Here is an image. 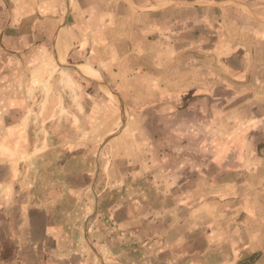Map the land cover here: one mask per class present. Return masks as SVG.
<instances>
[{"label": "crops", "instance_id": "0c3cea01", "mask_svg": "<svg viewBox=\"0 0 264 264\" xmlns=\"http://www.w3.org/2000/svg\"><path fill=\"white\" fill-rule=\"evenodd\" d=\"M229 3L0 0L2 48L33 56L39 76L19 122L59 104L57 68L73 71L60 94L67 105L74 96L110 108L116 90L136 111L125 109L124 128L107 142H124L121 179L98 177L101 164L68 173L59 156L54 178L36 163L35 178L18 167L0 177V264H264V5ZM152 140L179 158L141 168Z\"/></svg>", "mask_w": 264, "mask_h": 264}, {"label": "rangeland", "instance_id": "374dc122", "mask_svg": "<svg viewBox=\"0 0 264 264\" xmlns=\"http://www.w3.org/2000/svg\"><path fill=\"white\" fill-rule=\"evenodd\" d=\"M231 1L236 2V0H222V2H227L228 5H234L233 3H229ZM238 1L248 2L251 5H264V0ZM25 54V57H13V55H11L9 51L3 49L0 44V177L4 175L12 176L13 170L18 167L25 169V171L22 170V173L25 174L24 178H35L37 175L39 176L42 174H39L33 169L36 163L41 166L45 165L47 169L46 174L50 171L53 173L51 176L47 177L54 178L55 174L58 173L57 167H59V165L61 166L60 162H64L62 163V167L65 164L68 173L75 172V170L79 168H84L94 173L95 164L96 166H100L101 164V168L103 166L102 169L105 170V172L102 174L101 169V174L98 177L101 179L105 178L106 181L111 177L112 179H121L125 161L123 152L124 142L122 140H114L112 148L110 149L109 147H111V144H107V142L110 139L109 137L119 134L124 128L122 118L124 113H126L125 109L127 113H131L132 115H134L136 111L133 109L130 110V106H124L122 96L116 90L110 91V99L115 102V106H113L114 109L113 107H104V104L108 105L106 99L104 102L100 101L99 105H95L91 100H85L82 104H77L74 96L68 100L69 104L67 105L66 99H63V97L61 99L60 94L62 93L65 95L67 91L66 85H69V82H73L70 78V74L73 73V71L57 68L60 74L54 77L57 78L55 79L56 81L60 82L62 89L58 90L54 98L57 100L59 99V104L51 107L46 106V109L45 106L36 107L35 113L40 114L34 115L35 113H31L32 118L30 119L29 117L30 120L27 119V121L19 122L20 113L28 115V109L33 110V107L27 106V95L31 93L28 86L32 81H35V78L39 77L38 75H32L30 72L31 64H33L35 59L33 56L29 57L27 53ZM83 72L86 73L85 70H83ZM42 74L43 73H41L40 76ZM74 75H76V77H74L75 80L73 79L74 81H85V78H81L78 73L74 72ZM77 75L80 78H78ZM44 76L45 74L41 76L43 81L46 79L43 78ZM52 78L53 76L50 75L46 80L51 81ZM101 83V87L107 90V86L103 85L104 82L101 81ZM13 85L15 86L12 87ZM99 93L102 94L101 92ZM14 99H21V101H24V103L22 102L20 104L22 107L17 105ZM60 102L64 103L61 104ZM45 112L47 113L44 114ZM139 112L140 111H137V113ZM94 113L96 116H99L97 123L91 120V118L95 117ZM147 113H150V111ZM45 116L46 118L50 117L51 120H44ZM37 119L39 121H37ZM139 125L140 123L128 124L129 128L133 127V129L134 127L140 128ZM145 125L148 130L155 128V122H146L144 123V126ZM34 129L40 133V137H35L30 133ZM47 129L58 132L62 131L64 134L67 133V137H43ZM91 129L96 130L95 135H93L94 137L90 135L86 136V132L82 133L83 131ZM76 130L81 131V136H77L74 132ZM109 131L112 132L108 135ZM152 141L154 152L143 155L142 162L145 164L142 165L141 168L150 167L149 164L152 162L151 167L158 169V167L155 165L153 166V164L165 162L170 166L171 163L176 161L177 155H172V153L159 154L156 151L157 147L155 140ZM34 142L38 145V148L34 147ZM60 143L63 145L62 147L59 146ZM64 149H68V151L58 155L60 151H65ZM26 151H28V153ZM44 152H48L46 154L48 157L47 161L41 158L44 156L42 155ZM38 155L40 159L37 161L36 157ZM58 156L61 158L60 162H57ZM50 159H52L51 163L49 162ZM114 162H118L116 171H112ZM109 183H111V181ZM107 187L108 184L106 185V182H101V185L98 186L102 196L108 192ZM120 187L121 186H116L117 190L120 189ZM3 192H7L6 187L0 188V193L2 194ZM71 201L72 200L69 201L68 205ZM86 201V206L91 205V200L89 202L86 198ZM107 205L108 203L105 201L104 206Z\"/></svg>", "mask_w": 264, "mask_h": 264}]
</instances>
